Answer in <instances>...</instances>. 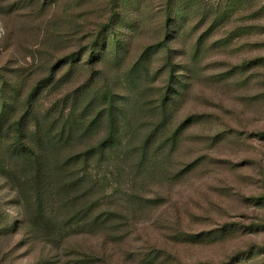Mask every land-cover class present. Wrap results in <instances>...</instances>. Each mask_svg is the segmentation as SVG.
<instances>
[{
    "label": "rangeland",
    "instance_id": "obj_1",
    "mask_svg": "<svg viewBox=\"0 0 264 264\" xmlns=\"http://www.w3.org/2000/svg\"><path fill=\"white\" fill-rule=\"evenodd\" d=\"M19 123L59 146L20 190L2 156L0 264H264V0H0Z\"/></svg>",
    "mask_w": 264,
    "mask_h": 264
},
{
    "label": "trees",
    "instance_id": "obj_2",
    "mask_svg": "<svg viewBox=\"0 0 264 264\" xmlns=\"http://www.w3.org/2000/svg\"><path fill=\"white\" fill-rule=\"evenodd\" d=\"M112 13L114 12L112 11ZM170 19V13L166 12L162 15V18L159 22V35L157 34L151 40H161L165 41L166 43L171 42L170 29L172 27L170 28ZM94 34L95 33L87 35L89 41L86 43V45H82L80 42L81 40L77 39L78 44H80V49H78L73 55H66V58L78 55L79 61L81 62L84 56L89 54L90 59H94L96 56V51L99 49L101 43L105 40V33L102 31L97 36H94ZM73 61H75V59H72V62ZM110 112L109 126L111 127L112 132H114L116 130L117 121L112 109H110ZM33 115H35V113H33ZM12 133L13 137L11 138L12 141L10 143H5V145H3L0 139V160L2 159V156H4V158L9 156L14 161L13 165L9 164V170L4 169L5 178H9L12 175L15 182V188L20 190V183L18 184L20 179L23 184L27 183L29 181V174H31L35 165L43 166L48 161L51 162L49 153L51 150L53 151V149L55 150L59 146V142L53 143V140H51L49 143H44V140L41 138L40 131L38 134L39 136H36V134H34V126L29 123H19ZM62 140L63 139H61L60 142H62ZM10 149H12V152ZM79 155V152L71 154L69 159L71 161L77 160ZM24 176H26L27 179H25ZM36 177H39V175H36ZM36 177H32V181L36 180Z\"/></svg>",
    "mask_w": 264,
    "mask_h": 264
}]
</instances>
